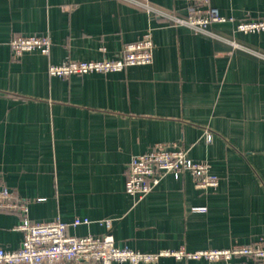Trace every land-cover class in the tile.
Listing matches in <instances>:
<instances>
[{"label":"crops","instance_id":"obj_1","mask_svg":"<svg viewBox=\"0 0 264 264\" xmlns=\"http://www.w3.org/2000/svg\"><path fill=\"white\" fill-rule=\"evenodd\" d=\"M234 23L264 18V0H208ZM186 0H0V187L34 223L100 236L142 253L264 242V32L234 23L208 33L151 11L187 16ZM150 33L152 62L67 77L48 67L116 59ZM47 36L48 54L11 55L16 36ZM228 41H233V46ZM210 135L207 140L206 136ZM206 162L215 189L165 175L141 199L125 192L131 158L155 145ZM21 216L0 210V248L16 251ZM75 219L87 225L73 227ZM143 264H264L160 258Z\"/></svg>","mask_w":264,"mask_h":264},{"label":"built area","instance_id":"obj_2","mask_svg":"<svg viewBox=\"0 0 264 264\" xmlns=\"http://www.w3.org/2000/svg\"><path fill=\"white\" fill-rule=\"evenodd\" d=\"M132 2L133 0H127ZM187 16L180 18L172 14L151 11L154 16L167 19L176 26H182L195 33H208L213 23H234L209 5L208 0H186ZM235 31L243 34L264 32V18L234 23ZM237 46L233 41H228ZM14 59L24 53L37 51L46 55L50 49L47 36H16L9 42ZM153 42L149 32L134 43L125 44L116 59L99 61H65L60 65H50V76L67 77L90 73H108L122 71L131 66H143L152 62ZM210 139V135L206 136ZM188 173L197 189L210 190L218 185V179L210 174L206 162H194L187 157L185 150L168 148L157 144L150 151L133 156L128 163V174L125 192L137 199L150 193L165 175L178 178ZM0 210L16 212L21 216L16 229L22 233V241L16 251L0 248V264H143L157 261L164 257L177 260L228 261L233 258H249L255 261L264 260V242L258 241L248 245H236L227 249H203L188 252L161 251L142 253L128 248L117 247L110 233L111 221H99L106 233L100 236H72L67 234V225L59 219L34 223L28 217V207L19 203L12 192L0 187ZM88 219H75L73 227L89 224Z\"/></svg>","mask_w":264,"mask_h":264}]
</instances>
